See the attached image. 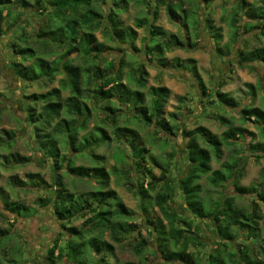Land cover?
I'll return each instance as SVG.
<instances>
[{"label": "rangeland", "instance_id": "rangeland-1", "mask_svg": "<svg viewBox=\"0 0 264 264\" xmlns=\"http://www.w3.org/2000/svg\"><path fill=\"white\" fill-rule=\"evenodd\" d=\"M123 1L120 2L117 0V5H112V9L114 12L116 11L117 17V23L114 24V26L124 30L119 36L123 34L127 36V26L135 28V22L139 19L143 20L146 25L153 21L152 12L157 6L158 0H147L146 2L140 0H126V9H124ZM87 3L88 0H77L75 3L70 4V7H67V9L63 11V14H58V11L57 18L64 21L63 25H60L62 21H52V28H42V34L39 38H36L35 29L46 24L47 16L43 15L44 12L35 11L33 8L23 11V15L17 25V27L19 26L18 29L17 27H13L10 31H7L5 29L7 23L5 22L1 30L4 34L0 32V137L5 138L4 132L6 131L14 133L11 139L13 145L8 149L7 145H9V143L6 142L3 147H0V154L2 157L7 158L6 161L2 159V163H0V190H2V192H0V211L7 214V212L3 210L2 202L3 198L7 197L9 201L23 205V208L26 209L23 215L27 214L25 215L26 217H22L20 213L17 214L18 219L14 222H9L6 219L0 218V228L8 231V237L0 243V259L2 264L48 263L45 252L52 247L57 239H59L58 236L61 233H67L69 227H84V229H86L88 227V220L93 218L92 213L86 211L84 217L79 218L81 215L79 214L71 219V221L70 219L65 221H70V223L66 225V228H63L62 224L64 222L59 221L53 215L51 204L42 206L37 203V198L49 197V188L46 190L47 185L45 186L44 184H52V169L50 168L51 160L46 161V159H43L41 152L35 151L41 146H37L35 142L36 138L30 136L31 128L26 125L27 117L24 112L28 104L26 96L33 93L42 94L56 88L61 91L62 97L64 98L68 95V89L64 88L61 76H57L55 81L48 87L41 85L36 86L33 84L24 92L22 90L23 86L27 84L18 78L14 70H12L11 62L14 60V48L10 44V37L17 29V33L15 32L17 36L19 33L25 35L22 40L17 42L19 47L26 45L27 48H30L36 53L35 58L46 59L49 62L54 61L56 58L61 57L68 49L67 40L71 35V31L74 30L80 33L84 26L89 25L86 21L93 25L96 24V15L90 14V11H83V7ZM111 3V0H91L92 8L101 15V18L98 19H101V21L106 24V26L102 25L100 29L93 33L97 41L102 44V53L100 57H89L84 53V50L81 49L71 55L72 64L82 69L99 68L102 70L104 64L101 62L100 58L107 61V63L113 62L115 64L119 56L124 57L123 83L126 85L127 89L130 90L137 88L133 82L135 73L139 70L140 72L145 71L147 73L145 77L146 85L144 88L140 89L144 97V106L147 108L150 106L152 98L150 93L151 88H168L170 95L161 109L160 118H162L164 122H167L169 127L173 129L174 136H167L164 132L157 130L155 122L152 126H147V120H144L143 116L139 118L142 119L143 122L134 120L133 117L130 116L132 112L129 113L128 111L130 104L124 100L121 102L124 106H121L123 104L117 101L118 93H121L122 90L117 88L116 85L113 86L116 97L114 99H109L98 93L95 94L92 92L93 86L95 88V79H92L89 84H85L83 81L84 77H82V88L85 90L80 101L87 105L90 115L86 129L80 132L79 138L82 139L85 137L90 143L80 146L79 150L82 154L69 155V153H67L68 150L64 146L63 138H60V155L68 158L71 157L72 163L75 166L80 165L87 168H91L92 166L95 168L101 165L104 166L109 175L107 189L114 190L118 194L130 213V216H127L125 220L123 218H116L114 221L121 223V225L124 223L123 221L134 225L136 227L134 235H129L118 243L112 240V235L108 231L104 232L102 235L100 233H93L99 239H103L113 245L114 253L110 255L108 261L112 264H124L127 262L131 264H161L165 262L161 255L157 254L155 251L156 245L152 243V239L148 234L151 228L147 222L148 219L163 221L160 212L154 204L155 201L153 197L155 195V190L149 191L148 195H150L152 199L146 197L150 205L147 206V210L144 213L143 210H141V199L138 195L134 194L135 190L133 186L129 187L130 183L123 180V175L121 173L117 174L116 172L118 169H131V176L129 177L131 178L134 177V171H132V169H135V167H133L132 162L127 157L129 154L128 151H125L128 154L123 152V149L118 147L119 142L114 140L116 139V134H113V127L111 124L107 123L108 118H106L105 115L108 111L103 110V108L115 109L121 106V110L127 113L121 115L117 125L127 126L138 132L140 137L139 144H141V146L144 145L149 151L146 155V168L153 169L152 175H154L155 178L159 177V170L152 164L149 158L151 156L156 159L160 167L171 170V172H173L172 174H175V176L179 169H184V163L180 158L185 155L186 139L183 138L181 131L178 129L179 124L186 125L189 131L199 126L207 128L212 134L221 139L222 134L227 129L226 124H223L221 119H233L234 126L242 127L244 133L242 138L240 137V139L235 140V145L228 146L223 144L221 147L222 154L220 159L216 160L213 156L214 152L202 142L200 144L202 147L208 149L211 154V172L221 170L222 165H228L231 161L243 158L240 163V165L243 164V170L240 172L241 176L240 174L239 176L236 175L237 180L234 181L230 179L224 183L222 187H214L210 183L211 174L203 175L197 181L202 189L200 195L204 201L214 202L221 199L224 195H231L237 187H249L252 185H255L257 191L264 194V156L259 159H254L251 157L253 154L249 152L250 144L262 141L261 134L254 125L249 122H242L239 118L240 107H258L264 110V100L261 92V85L264 83V66L260 63H252L251 65H246V68H244L238 64L240 51L248 52L259 47L264 48V38L259 35L258 28H253L251 31H245L241 28L243 23L248 19H252L250 14L246 15L244 13L245 9L248 8L244 7V5L254 7H258L259 5L264 6V0H214L206 3L202 2V0H164V3H171L176 6L180 4L182 9H185L188 17V27L186 31L189 40L193 43H197L195 50H190L187 46L184 48L167 50L164 54V67L158 66L156 61H152V56H150V58L146 56V52L149 53L148 48L150 47V40L146 31L148 27L146 25L141 29L135 28L137 35L133 45L136 50L132 48L130 43L122 46L118 45L117 39L111 34V31L108 30L110 29V22L107 19V15L110 13ZM238 5L242 6L241 10H239L236 28L239 34L236 40L231 41L233 30L229 27V22L232 14L238 9ZM47 7L49 10L53 9L52 5H46L45 8ZM20 8L18 4H15L11 8L13 9V18L16 14L20 15ZM117 8H119V10ZM29 14L32 15V18H29ZM157 15L155 25L167 32L164 43L170 42L172 37H176L183 43L188 42L181 28L169 21L165 13L164 4H160V6L157 7ZM207 18L212 19L216 27L222 28L223 38L219 43V47H221L224 53L227 52L225 54L226 56H218L214 50L206 30L205 21ZM193 22H196V32L193 30ZM66 24H68V26H65ZM54 25L57 26L54 27ZM77 39V41H79V36ZM154 42L157 43L161 41L155 38L151 43ZM83 45L84 43H81V45L79 44L80 47ZM45 47H48L50 51H56V53H44L43 50ZM58 48L63 49V51L59 49V53H57ZM52 54L54 55L51 56ZM258 55L259 54L254 53L255 57ZM35 58L33 61L31 59L23 64L31 65L32 63L33 66L31 67H33L37 74L38 60ZM19 59V63L21 64L23 60L21 57H19ZM174 60H178L179 63L181 60L183 61L182 64H188L187 66H190L189 70L191 73H189V71L186 72L181 69L177 70L171 68ZM189 60L194 61L196 70L202 79L203 86L207 88L209 93L206 99H202V102L198 101L201 87L196 79L191 76L192 73L195 72V69H193V65L187 62ZM35 72L33 74H35ZM220 84H223L220 91L230 95L238 103V108L232 109L231 111H223V108L220 107L219 109L209 104V101L212 100V91L218 89ZM245 84H252L254 86L255 97L252 96V93H247ZM219 113L221 114L219 115ZM107 115L109 116V112ZM29 125L31 126V124ZM97 128L103 129L111 138V142L101 140L102 143L99 141ZM95 140H98L96 145L93 143ZM50 141L51 140L48 138L47 142H45V150L54 151ZM13 154L27 157L29 161L23 165H16L11 162V156ZM91 154H93V156H91ZM94 155L102 157V160H95L93 158ZM44 160L46 161L45 163H43ZM64 170L61 171L59 175L62 178L65 188L69 192L75 195H83L98 189V174L89 179L82 180L69 176ZM38 175L43 180L39 188H33L27 185L32 181L39 182L38 180L40 177ZM13 181L26 183L27 186H23L22 188L19 187V185L14 186ZM144 185H146V182ZM79 200L81 202L85 200L94 203L97 202L95 201L96 199L94 200L90 195H85L83 199ZM179 200L181 201V198H176L171 207L179 212V214L187 215L184 211V204ZM249 201L250 199L246 200L245 197H236L235 206L245 210ZM258 207L263 218L257 221L255 228L257 233L256 237L248 238L246 236V231L241 232L238 229L231 228L230 233L235 235L236 238L232 247L226 248L225 254H223L225 260L227 259V254L232 252V248H234L235 245L245 250L251 259H260L261 251L264 247V206L259 205ZM187 223H191L192 225L197 224L194 219H192V221L188 220ZM175 226L186 228L188 225L178 220ZM125 228V230H128L126 226ZM201 229H203V232L200 234V237L204 247L196 246L195 249L193 247L188 249V252L192 254V257L195 259L194 264H208V254L210 251H214L219 241L216 233L212 232V224L210 221H203ZM138 233L141 235H138ZM64 239H66V235H63L61 240L64 241ZM189 239L193 240L194 238L191 236ZM72 241H74V239H72ZM139 243H141L143 247L141 254H137L134 249L140 247L138 245ZM167 245L170 253L176 251L171 241H168ZM82 251L80 263L92 264L95 255L87 244L83 245ZM190 254L189 259L192 258ZM241 260H243L244 264V259ZM245 263L249 264L248 262ZM56 264H61V262L57 261ZM227 264L230 263L227 261Z\"/></svg>", "mask_w": 264, "mask_h": 264}, {"label": "trees", "instance_id": "trees-1", "mask_svg": "<svg viewBox=\"0 0 264 264\" xmlns=\"http://www.w3.org/2000/svg\"><path fill=\"white\" fill-rule=\"evenodd\" d=\"M76 1L77 0H0V32L1 34H4L1 30L5 22L7 23L5 27L7 31H10L13 27H17L19 20L23 15V11L25 9L33 8L35 11H39L41 13L44 12L45 14L43 13V15L47 16L46 24L35 29L36 38H39L42 34V28H52L51 22H58L59 20L57 18L58 14H63V11L66 10L67 7H70V4L75 3ZM111 1L110 13L107 15V19L110 22V29L108 30H110L111 34L117 39L118 45L122 46L130 43L132 48L136 50L133 45L137 35L136 29H141L146 24L143 20L139 19L135 22L136 29L127 26L128 28L126 30L128 31V35L126 36L123 34L122 36H119V34H121L124 30L118 29L114 26V24L117 23V17L115 13L116 11L114 12L112 9V5H117V0ZM119 1L122 2L123 0ZM140 1L146 2L147 0ZM210 1L214 0H202V2L205 3ZM123 2L124 9H126L127 2L126 0ZM15 4H18L21 8L19 10L20 15L16 14L13 18V9L11 8ZM160 4L165 5V13L169 21L180 27L182 32H184L186 40L188 41L187 43L179 41L176 37H172L170 42L164 43V40H166L167 37V32L155 25V20L158 16L157 7L160 6ZM46 5H52L53 9L49 10L48 7L45 8ZM237 7L238 9L232 14L229 22V27L233 30L231 41L236 40L239 34L237 33L236 28L239 10H241L242 6L238 5ZM244 7H248L245 9L244 13L246 15L250 14L252 19H248L245 23H243L241 28L245 31H251L253 28H258L259 35L264 38V6L259 5L258 7H254L244 5ZM83 8V11H90V14L96 15V24L93 25L86 21L89 25L84 26L80 33L74 30L71 31V35L67 40L68 49L61 55V57L56 58L54 61L49 62L46 59H37L35 58L36 53L30 48H27L26 45L19 47L17 42L25 37V35L21 33L17 36L16 30L19 26L10 37V44L14 48V60L11 62L12 70H14V73L18 78L27 84L26 86H23L22 90L24 92L33 84L36 86L41 85L48 87L55 81L57 76H61L64 88L68 89V95L64 98L62 97L61 91L56 88L48 90L42 94L33 93L26 96L28 99L26 110H24L25 116L27 117L26 125L31 128L30 136L32 138L33 136L36 138L35 142L37 146H41L35 151L41 152L43 159H46V161L51 160L50 168L52 169V184H44L45 186L47 185L46 190L49 188V197H39L37 198V203L42 206L51 204L53 208V215L59 221L64 222L62 224L63 228H66V225L70 223L71 219L75 218L79 214H81L79 218L84 217L86 215V211L92 213L93 215V218L88 220L89 224L87 223L88 227L86 229H84V227H69L67 229V233H61L58 236L59 239H57L52 247L45 252V257L48 262L46 264H56L57 261L61 262V264H82L80 263V257L83 253L82 247L86 244L95 255L92 264H112L108 261V259L110 258V255H113L114 253L113 245L103 239H99L93 233H100L102 235L104 232L108 231L112 235V240L119 243L129 235H134L136 230V227L131 225V223L123 221L124 223L121 225V223L114 221L116 218H123L125 220L127 216H130V213L124 206L118 194L114 190L107 189L109 184V175L104 166L101 165L98 168L93 166L91 168L80 165L75 166L72 163L71 157L68 158L60 155V138H63L64 146L68 150L67 153H69V155L82 154L79 150L80 146L82 144L90 143L85 137L82 139L79 138L80 132L86 129L90 115L87 105L80 101L85 90L82 88V77H84L83 81L85 84H89L92 79H95V88L93 86L92 92L95 94L98 93L109 99H114L116 97L113 87L116 85L117 88L122 90L121 93H118L119 95L117 97V101L121 103L125 100L130 104L128 111L129 113L132 112V114L130 113V116H132L134 120L143 122L142 119H139L143 116V119L147 120V126H152L155 122L157 130L164 132L167 136H174L173 129L169 127L167 122H164L162 118H160L161 109L165 102H167L170 95L169 89L166 87L151 88L150 93L152 98L150 106L149 108L144 106V97L140 89L144 88L146 85L145 77L147 76V73L145 71L140 72L139 70L135 73L133 82L137 88L130 90L127 89L126 85L123 83L124 57L119 56V59L115 61V64L113 62L107 63V61L100 58L101 62L104 64L102 70L99 68L82 69L81 67L72 64L71 55L81 49H83L84 53L89 57H100V54L102 53V44L97 41L93 33L94 31L100 29L102 25L106 26V24L101 21V19H98L101 18V15L92 8L91 0H88V3ZM117 9L119 10V8ZM152 15L153 21L146 25L148 27V30H146L147 35L150 40L148 52L151 55L146 52V56L148 58L152 56L153 58H151V60L156 61L158 66H165L164 54L167 50L173 48H184L185 46H187L190 50L196 49L197 43H193L189 40V36L186 31L188 27V17L185 9H182L180 4L176 6L175 4L164 3V0H158V4L154 8ZM30 17L32 18V15H30L29 18ZM59 21H62V24L60 25H63L64 21ZM205 23L207 34L209 35L210 41L217 55L226 56L225 54L227 52L224 53L221 47H219V43L223 38L222 28L216 27L213 24V20L210 18H207ZM192 24L194 26L193 30L196 32V22H193ZM55 26L57 25H54V27ZM65 26H68V24ZM78 36L80 38L79 41H77ZM155 38L159 39L161 42L151 43V41L153 39L155 40ZM81 43H84V47L79 46ZM59 49L63 51V49L58 48L57 53H59ZM43 52L56 53V51H50L48 47H45ZM248 52H239L238 64L240 66L246 68V65H251L252 63H260L264 66L263 47L253 49ZM254 53L259 55L255 57ZM53 55L54 54L51 56ZM19 57L23 60L21 61V64L19 63ZM34 58L38 60L37 74L33 67H31L33 66L32 63L31 65L23 64L31 59L33 61ZM182 62L183 61L181 60L180 63L178 60H174L171 68H175L177 70L181 69L191 73L189 70L190 66H187L188 64H182ZM187 62L190 63V65H193L192 67L195 69V72L192 73L191 76L196 79L201 87L198 101L202 102V99H206L209 93L207 88L203 86L202 79L196 70L194 61L189 60ZM34 72L35 74H33ZM218 87V89L212 91V100L209 101V104H212L219 109L221 107L223 108V111H231L232 109L238 108V103L230 95L224 94L220 91L223 84H220ZM245 87L247 88V93H252V96L255 97L254 86L252 84H245ZM261 87L262 97L264 100V83ZM121 106H124V104ZM121 106L116 107L115 109L104 107L103 110H107L109 112V116L107 115V112L105 117L108 118L107 123H110L113 127V134H116V139L114 140L119 142V146H117L121 147L123 152L126 150L128 151L129 154L126 153L127 151L125 153L128 154L127 157L132 162L135 169H132V171H134V177L131 178H129L131 176V169H118L116 172L117 174L121 173L123 175V180L130 183L129 187L133 186V189L135 190H133L134 194L138 195L141 199V210H143L144 213L147 210V206L150 205L149 201L146 200V197L152 199V197L148 194L150 190H155V195L153 197V200L155 201L154 204L160 212L163 221L148 219L147 222L151 228L148 234L152 239V243H155L156 245L155 251L157 254L161 255L165 262L161 264H194L195 259L192 257V254L188 252V249L191 247L195 249L196 246L204 247L200 234L203 232L201 224L205 220L211 222L212 232H215L216 236L219 238L214 251H210L208 254V264H227V261L230 264H243V260L241 259H244V264H246L245 262H248L249 264H264V247L261 251L260 259H251L245 250L240 249V247H237L236 245L234 247L235 249L232 248V252L227 254V261L223 257L226 248L230 246L232 247L236 238L235 235L230 233L231 228L238 229L241 232L246 231V236L248 238L256 237L257 233L255 228L257 221L263 218L258 206H264V194L257 191L255 185H252L249 187H237L231 195H224L217 201H204L200 195L202 191L201 186L197 183L201 176L211 174L210 183L214 187H222L223 184L230 179H233L234 181L237 180L236 175L239 176L240 174L241 176L240 172L243 170V164L240 165V163L243 158L231 161L228 165H222L221 170L211 172V154L209 150L202 147L200 143L202 142L205 146L209 147L212 152H214V158L218 160L222 154L221 147L223 144L228 146L235 145V140L240 139V137L242 138L244 129L242 127L234 126L233 119L231 118L221 119L222 123L226 124L227 129L222 134V138L219 139L207 128L199 126L189 131L186 128V125L179 124L178 129L181 131L183 138L186 139L185 155L180 158L184 163V169H179L178 173H176L177 175L175 176V174H172L173 172H171V170L160 167L156 159L151 156L149 158L151 159L152 164L159 170V177L155 178L154 175H152L153 169L146 168V155L149 151L144 145L141 146V144H139L140 137L138 132L127 126L117 125L121 115L127 114L121 110ZM220 114L221 113H219V115ZM239 118L242 122L245 121L254 125V127L261 134L262 141L250 144L249 149V152L253 154L251 157L259 159L264 156V110L258 107H240ZM28 123L31 124V126ZM96 130H98L99 141L104 140L105 142H111V138L103 129L97 128ZM4 135L5 138L0 137V147H3L7 142L9 143V145H7L9 149L13 145L11 139L13 138L14 133L6 131L4 132ZM48 138L51 140V146L54 148V151L45 150V142H47ZM98 140H95L93 143L96 145ZM91 156H93V154H91ZM11 158V162L16 165H23L29 161V158L21 157L18 154H13ZM93 158L97 161L102 160V157H98L96 155H94ZM2 159H5V161L7 160L6 157H2L0 154V163H2ZM46 161L44 160L43 163ZM63 170L69 176L82 180L89 179L98 174V189L83 195H75L69 192L65 188L62 178L59 175V173ZM38 181L39 182L32 181L27 185H30L33 188H39L40 183L43 180L40 177ZM145 182L146 185H144ZM13 184L14 186L19 185L21 188L23 186H27L26 183L16 181H13ZM0 192H2V190H0ZM85 195H90V197L94 200L96 199L95 201L97 202L94 203L89 202V200H85L84 202L82 201V203L79 199H83ZM178 197L181 198V201H179L184 204V211L188 216L179 214V212L171 207V205L174 204L175 199ZM236 197H245L246 200L250 199L245 210L235 206ZM2 202L3 210H5L7 214L0 211V218L6 219L9 222H14L17 221V214L19 213L22 217H26L25 215L27 214L23 215V212L26 210L23 208V205L9 201L7 197H4ZM69 219V222H65ZM192 219H194L197 224L192 225L191 223H187L188 220L192 221ZM178 220L184 222L188 226L186 228L175 226V223ZM125 226L128 230H125ZM63 235H66V239H64V241L61 240ZM138 235L141 234L138 233ZM191 236L194 238L193 240L189 239ZM7 237L8 231L0 228V243ZM72 239H74V241H72ZM168 241H171L173 248L176 249L175 252L170 253L168 251ZM138 245L140 247L134 249L137 254H141L143 247L141 243ZM189 254L192 257L190 259ZM0 264H2L1 259ZM124 264L131 263L127 262Z\"/></svg>", "mask_w": 264, "mask_h": 264}]
</instances>
